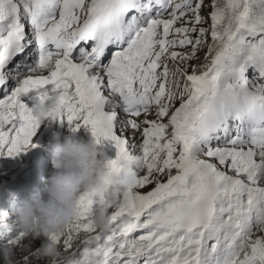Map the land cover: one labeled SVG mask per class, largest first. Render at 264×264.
<instances>
[{"label": "snow or ice", "instance_id": "1", "mask_svg": "<svg viewBox=\"0 0 264 264\" xmlns=\"http://www.w3.org/2000/svg\"><path fill=\"white\" fill-rule=\"evenodd\" d=\"M50 89L137 173L104 264H264V0H0V154L36 147ZM95 207L51 237L69 261L108 235ZM27 238L0 207V248Z\"/></svg>", "mask_w": 264, "mask_h": 264}, {"label": "clouds", "instance_id": "2", "mask_svg": "<svg viewBox=\"0 0 264 264\" xmlns=\"http://www.w3.org/2000/svg\"><path fill=\"white\" fill-rule=\"evenodd\" d=\"M33 113L40 123L59 121V93L50 89L46 103L34 104ZM49 151L51 170L40 178V186H33L19 199L15 192L7 193L12 216L26 237L41 240L35 254L49 264L61 259L65 264H104L105 255L119 243L110 209L121 208L128 202L126 192L135 184L137 173L127 161L121 162L116 173L110 172L107 166L110 158L102 147L93 140L79 138L74 131L66 135L53 131ZM84 193L95 199L96 207L91 213L93 227L108 235L101 244L81 249L69 261L51 237L63 234L73 224L80 214V196ZM131 224V219L125 218L119 228L123 230ZM0 257L4 264H16L11 248H0Z\"/></svg>", "mask_w": 264, "mask_h": 264}, {"label": "rangeland", "instance_id": "3", "mask_svg": "<svg viewBox=\"0 0 264 264\" xmlns=\"http://www.w3.org/2000/svg\"><path fill=\"white\" fill-rule=\"evenodd\" d=\"M176 106H178V102ZM53 131H59L62 135H66L72 130L66 122L63 124L59 121L51 124L41 123L31 141L36 147H32L27 152H21L14 157L0 154V193L2 190L12 191L16 193L17 199H19L26 196L33 186H40V178L47 176L51 170L49 148ZM75 132L79 138L85 141H94L91 132L84 127ZM128 139L130 144L142 142L139 133L136 134L134 139L129 134ZM99 146L102 147L110 159L114 158L115 149L109 142H103ZM136 151L139 154L138 149ZM139 174L143 175L144 173L140 172ZM160 178L166 180L164 176ZM151 187L152 185L140 191L147 192ZM10 214L12 215V213ZM139 234V232L136 233V235Z\"/></svg>", "mask_w": 264, "mask_h": 264}, {"label": "trees", "instance_id": "4", "mask_svg": "<svg viewBox=\"0 0 264 264\" xmlns=\"http://www.w3.org/2000/svg\"><path fill=\"white\" fill-rule=\"evenodd\" d=\"M207 3V0H206ZM205 27H208V25H204ZM179 50V49H178ZM201 56V60L203 58V52L200 53ZM193 63H198L196 61H194ZM7 193L8 191L5 190L3 192L0 193V207H4L7 208L9 210V212L11 213V209L9 207V202L7 200ZM85 239V237L81 236L78 239H76L75 244H79L81 240ZM4 241L0 240V244H3ZM31 244V248H25V250L23 252H21L20 250H16L15 254H14V260L16 261V264H24V262L21 260V256L25 255L28 257V264H49V261L45 258H41L39 256H37L35 254V250L38 249L40 247L41 244V240L36 239L33 240L31 238H27L25 240V245ZM74 244V247H75ZM64 255H68L67 252H63L62 250H60ZM0 264H4V261L2 259H0Z\"/></svg>", "mask_w": 264, "mask_h": 264}]
</instances>
